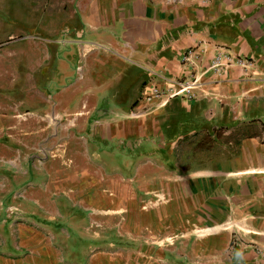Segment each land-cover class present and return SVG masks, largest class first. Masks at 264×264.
<instances>
[{"label": "crops", "instance_id": "0c3cea01", "mask_svg": "<svg viewBox=\"0 0 264 264\" xmlns=\"http://www.w3.org/2000/svg\"><path fill=\"white\" fill-rule=\"evenodd\" d=\"M218 49L248 63L214 74ZM48 106L115 140L207 134L191 182L205 236L160 264H264V0H0V120Z\"/></svg>", "mask_w": 264, "mask_h": 264}, {"label": "rangeland", "instance_id": "374dc122", "mask_svg": "<svg viewBox=\"0 0 264 264\" xmlns=\"http://www.w3.org/2000/svg\"><path fill=\"white\" fill-rule=\"evenodd\" d=\"M44 108L25 128L0 120V264H160L205 236L191 182L207 134L115 140L100 116L71 128L75 114Z\"/></svg>", "mask_w": 264, "mask_h": 264}, {"label": "built area", "instance_id": "2783aa9c", "mask_svg": "<svg viewBox=\"0 0 264 264\" xmlns=\"http://www.w3.org/2000/svg\"><path fill=\"white\" fill-rule=\"evenodd\" d=\"M183 63H187L191 65L192 67H196L198 65L199 61H202L201 58L194 52V50L189 49L186 51L182 58ZM248 63L247 60H244L242 58H235L233 59L230 54L220 51L219 49L217 50V53L215 54L214 58L210 62L209 69L212 71L214 74H219L221 73V70L224 68L232 65V64H237V65H244ZM199 77L197 74L192 73L191 75V82L190 84L187 81H182L178 83L180 86V89L178 93L182 94L183 92L189 90L193 85H197L199 82Z\"/></svg>", "mask_w": 264, "mask_h": 264}]
</instances>
